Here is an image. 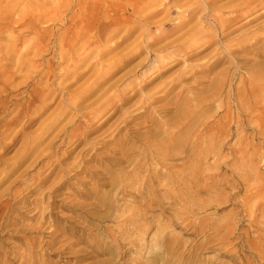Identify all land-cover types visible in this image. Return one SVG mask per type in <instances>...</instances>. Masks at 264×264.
<instances>
[{"label":"bare ground","instance_id":"6f19581e","mask_svg":"<svg viewBox=\"0 0 264 264\" xmlns=\"http://www.w3.org/2000/svg\"><path fill=\"white\" fill-rule=\"evenodd\" d=\"M154 1L160 0H10V7L0 6V37L7 38L5 43L0 39V57L4 61L0 63V94L24 68L33 69L35 77L31 78H37L35 83H45L42 88L25 90L27 99L7 120L9 113L0 104L2 138L18 123H22V129L34 124L58 99V89H67L93 68L81 84L68 92L69 98L60 99L38 132L17 150L14 160H4L7 167L0 175L1 182L9 180L15 167L25 162L29 163L18 178L37 167L38 173H46V178L60 169L49 186H29V197L37 196L30 200L35 206L30 219L38 216L45 221L54 214L56 197L71 175L85 173L90 178V187L84 183L87 192L78 191L73 199L74 205L83 208L79 215L86 217L87 224L76 226L83 234L74 243L59 246L58 253L70 254L64 264L72 260L80 264L90 258L95 260L85 264H159V260L164 264H202L203 252L215 245L226 247L228 235L243 225V220H248L249 229L257 234L252 241L247 238L244 246L264 263V181H259L260 175L255 173L260 161L240 160L250 153L257 154L249 148L250 142L264 137V59L258 60L264 56V41L260 42L264 23L229 41L223 40L263 16L264 11L239 24L244 16L264 7V0H227L215 7L216 14L211 11V3L219 0H204L202 6L198 0L187 1L189 6L176 18L171 31L196 21L182 37L163 46L174 44L175 51L183 53L179 55L183 59L173 60L149 50L154 38L145 41L151 27L143 23L140 15L149 16ZM49 3L55 4L52 14L46 9ZM99 3L102 6L95 13L76 11L67 16L74 6L78 10L86 5L97 7ZM51 21L71 24L58 34L54 27L39 26ZM172 21L169 18L166 23ZM71 27L73 34L69 33ZM138 29L141 31L136 39L120 48ZM3 46L6 52H2ZM51 47L57 56L44 59ZM81 48L84 50L79 53ZM144 49L148 54L135 61ZM30 54L33 57H28ZM191 57L197 58L189 61ZM182 61L185 66L162 78L167 69ZM146 67H152V72L144 74ZM158 79L161 80L157 82ZM28 81L29 77H25L11 88L28 85ZM247 124L253 125L252 138L243 134L250 129ZM99 131L102 132L89 140L90 134ZM59 139L61 146L70 149L53 161L59 152L53 151L52 145ZM0 143L3 155L15 141ZM75 152L73 162L62 165ZM225 165L232 171L230 176L221 173ZM43 179L39 183L45 184ZM226 188L232 190L231 194L225 192ZM202 191L214 195L191 200ZM19 194L17 189L13 195ZM78 195L94 200L79 202ZM230 198L239 207L231 217L195 218L211 207L225 209ZM165 218L171 226L196 238L182 240L171 226H162ZM109 219L114 226L101 224ZM90 226L94 228L86 229ZM156 226L153 242L148 244L146 239ZM48 232L57 236L54 228ZM84 234L88 237L84 238ZM200 235L205 237L198 239ZM83 242L85 247L74 249ZM41 249L40 244L32 242L23 251H16V257L21 264H36L38 258L42 264H59L51 262ZM132 253L137 256H129ZM1 261L4 253L0 252Z\"/></svg>","mask_w":264,"mask_h":264},{"label":"rangeland","instance_id":"374dc122","mask_svg":"<svg viewBox=\"0 0 264 264\" xmlns=\"http://www.w3.org/2000/svg\"><path fill=\"white\" fill-rule=\"evenodd\" d=\"M61 2V0H57ZM113 1V0H112ZM189 0H160L154 1L153 6L150 8L149 16H145V13H142L140 17L143 16V23H147L151 27L150 34L145 35V41L152 40L154 38L156 41L155 43H150L149 50L151 52H159L162 57H168L170 60H173L174 58L180 57L183 59L182 52H177L175 49L177 48L176 45L170 44L169 47L163 48L164 45L167 43H171L175 39H178L182 37L192 26V24L196 21H193L188 26H185L184 28H180L178 30H175L173 33L171 31L172 26L177 22V19L179 14L182 12H185L189 4H187ZM204 0H198L197 4H200L202 6V2ZM227 0H219L216 2L211 3V11L213 12L215 7ZM10 0H0V6L7 7L10 4ZM13 5V4H12ZM99 6H102L100 3L97 5V7L93 5H86L82 9H76L74 6L69 12H67V16H71L73 13L76 11L78 14L84 13L87 14L89 13L88 11H92L89 14L95 13L96 11L100 10ZM10 7V6H8ZM55 7L54 3H49L46 5V9L50 11L49 13L52 14V11ZM104 7V6H103ZM264 11V7L259 8L258 10L244 16L243 19L239 21V24L246 22L250 18L260 14L261 12ZM216 14L217 12H213ZM262 16V15H261ZM259 17L255 20H253L251 23H249L247 26L244 28H241L238 31L233 32L231 35L225 37L223 40L229 41L233 37H237L241 32L246 31L247 29H252L253 26L257 24L264 23V15L262 17ZM173 20L171 24L166 23L168 19ZM174 22V23H173ZM52 23V24H51ZM51 24V25H50ZM71 22L66 21L65 23H60V22H46L39 24V26H44L48 27L51 29V27H54V30H56V33H64L69 27H70ZM161 24L164 25V27H161ZM208 26V25H207ZM139 31L141 29L137 30L136 33L128 38L126 41L123 42L120 48L126 46L127 44L131 43L133 40L136 39V37L139 34ZM70 34L74 33L73 28H70L69 31ZM71 36H68V39L70 42L73 41L71 39ZM2 43H5L7 41V38H1ZM264 41V38L261 39V43ZM83 44V41L81 42ZM54 43H51V46H53ZM20 51L23 48V45L20 44L18 45ZM216 45L214 44L211 46L208 50H206L202 55L208 53L211 51ZM7 47L3 46L2 47V52H6ZM84 49H80L78 52L81 53L83 52ZM0 52V56H1ZM148 54L147 50L144 49L141 52L139 51L137 54V59L135 61H139L142 58H144ZM200 55V56H202ZM53 56H57L54 54V48L51 47L49 51L44 55V59L47 58H52ZM28 57H33L32 54H30ZM197 57H191L189 61L194 60ZM258 60H263L264 56L258 57ZM3 58L0 57V63L1 65L4 63L2 60ZM134 61V62H135ZM10 63V61H8ZM65 65V63H64ZM58 67L57 70H60L62 67ZM185 66V63L182 61L176 66H173L171 69H167L163 73V79L174 74L179 68H182ZM227 66L221 65V67H218L219 69ZM84 68V67H82ZM93 71V68L90 69L89 71H86L82 76L81 79L77 83L71 84L67 89L59 90L57 93L61 92L58 99L54 102L51 103L49 109L43 113L34 124L31 126L22 129V123L16 124L15 128L6 136L5 138H2L0 135V142L2 141L3 143L10 142L12 140L15 141V144L12 145L9 149V152L0 155V175L4 173L6 170L7 164L4 163V160L6 159H11L12 161L14 160L13 157L15 156L17 150L23 146L26 141L37 131L39 128L41 122H43L49 115L54 111L55 107L58 105L59 101L61 98L67 99L69 98L68 92H71L74 88H76L79 84H81L87 77L88 75ZM144 74H148L152 72V67H146L143 69ZM34 76L33 74V69L29 68H24L22 71L19 72V75L17 78L12 82L11 85H9L8 88L5 89L0 94V104L3 105V110H6V120L11 118L17 111H19L20 105L23 101L27 99L25 90H30L31 88H42L45 83H35L37 78H31V76ZM25 77H29L28 85H22L20 88L15 89L11 88L13 85H16L18 82L21 80L25 79ZM35 77V76H34ZM2 77H0V80ZM161 79H158L157 82H159ZM70 82V81H68ZM65 82V83H68ZM239 81L235 80V83L237 84ZM57 83L55 81L54 85ZM64 83V84H65ZM72 83V82H71ZM5 101V104H4ZM49 102V101H46ZM115 118V117H114ZM114 118L109 122L114 120ZM248 125V124H247ZM107 127V124L105 125ZM105 127V128H106ZM1 128V126H0ZM248 128L246 129L243 134H245L248 137H253L254 132L252 130L253 125H248ZM104 130V129H103ZM102 130V131H103ZM89 135V140H93L94 137H96L100 132ZM38 132V131H37ZM36 132V133H37ZM1 133V131H0ZM50 140V139H49ZM49 140L46 142V144L49 142ZM235 138H233L232 142H234ZM1 144V143H0ZM252 146H249V148H252V151H257V154L250 153L248 155L243 156L240 160L244 163H247L254 159L256 162H259L258 167L255 168V173L257 175H260L259 181H264V137L262 138H257L254 139L252 142H250ZM45 144H43L44 148ZM1 145H0V150H1ZM70 148L66 146H61V140L59 139L55 144L52 145V150L56 151L58 150V154L56 157H54L53 161L55 159H59V156L61 153H63L65 150H69ZM77 154L75 152L72 154V156L68 159H66L62 165H69L71 162L74 160V156ZM29 162H25L21 164L18 168L17 166L14 169V172L12 176L9 178V180H5L4 182H1L0 179V252L3 254L4 253V261H1L0 264H21V261L19 260L18 257H16L17 252L16 251H23L25 248H27V245H29L32 242H36V245H41L42 249L41 252L46 255V257L51 261V262H58L59 264H64L66 259L70 256L69 253L65 254H60L58 253V248L62 244H67L68 242L72 241L73 243L81 234H83L79 229H77L78 226H86L87 221L86 217H81L79 215V212H83V208H81L78 205L73 204V199L74 197L76 198L77 192L83 190L85 193L87 192L89 186V177L85 176V173H81L78 176L71 175L69 177V180L67 184L59 191L58 193V204L55 205V209L53 210L54 214L50 217H46L45 221L41 220L40 217H35L33 219H30V216L34 213V204L30 202V200L36 198V194L33 195V197H29L30 194L28 193L29 191V186L31 187H37L38 185H45L49 186L51 183L54 182L55 177H57V173L59 172L60 169H57L53 175L49 177H45L46 173H38V168H35L33 171H31L28 175L22 176L18 178L21 175V172L27 167ZM232 163L230 161L228 164ZM91 166H96L92 164ZM46 168V167H44ZM87 168H92L90 165ZM239 172H242L240 169ZM244 172V171H243ZM222 174H226L227 176H230L232 171H229V166H224V169L221 171ZM44 178V179H43ZM43 179L45 181V184L39 183V181ZM17 180L16 183H12V181ZM88 183L87 186L84 187V183ZM250 182H253L251 180ZM92 182H90L91 185ZM20 189V194L17 197H14V191ZM225 192L228 194H231L232 190L230 188H226ZM243 193V191H242ZM214 193L210 192H199L196 195H193L191 200L195 199H208L212 197ZM79 199L78 201H82L83 203H88L92 200H87V198H84L83 196L78 195ZM237 198V197H234ZM234 198H230V202H227L229 206H227L225 209H216L215 207H211L205 210L200 211L198 214L195 215V218L201 219L205 217H211L214 220H223L226 218H229L232 216L234 212L238 210L239 207L234 205L231 202H234ZM128 199L132 200L131 197ZM20 200V201H18ZM22 200V201H21ZM64 206V207H62ZM124 208V207H123ZM177 208V207H175ZM93 212H98V213H105L106 209H92ZM24 213V214H22ZM242 215V214H241ZM242 217V216H241ZM15 220V221H14ZM15 222V223H14ZM101 224H108V226L112 225L114 226V222L109 219L108 222L106 223H101ZM163 227L166 226H171V223L168 219H163L161 222ZM23 225L25 227L23 228ZM42 225L43 227H40ZM75 226V227H74ZM77 226V227H76ZM54 228L55 232L57 233V236H50L51 233L48 232ZM89 228H94V227H88L86 229L90 230ZM249 230V231H248ZM157 231V226L151 231L149 234V237L146 239V242L148 244H151L153 241H151V237L153 236V233ZM171 231L179 235L182 240H187L191 241L196 238L195 235L191 234H184V231L179 227H176L174 225L171 226ZM191 231V230H190ZM245 232H248L247 235ZM12 233V234H10ZM14 233V234H13ZM87 233V232H85ZM225 234V231H224ZM240 234H242L240 236ZM19 237H17V236ZM256 232L253 230L249 229L248 226V220L245 221L243 220V225L237 226L230 235H228L226 239L227 246L221 248L220 245H215L212 246L210 250L204 251L203 252V258L204 262L202 264H264L260 263L258 258L253 257L250 253V250L246 249V246H244V241H246L247 238H249L250 241H252L255 236ZM21 236V237H20ZM88 237L86 234H84V238ZM221 235L216 236L215 238H219ZM225 236V235H224ZM205 236L200 235L198 239H203ZM86 243L83 242L79 245H75V248L78 247H85ZM39 247H36L35 250H39ZM68 251V250H67ZM6 255V256H5ZM129 256H137L135 254H130ZM129 256L126 258V261L129 260ZM139 256V255H138ZM103 258V257H99ZM7 260V261H5ZM95 259L90 258L86 260L83 263L80 264H85L90 261H94ZM75 261L72 260L70 261L69 264H76L74 263ZM36 264H42V260L38 258V262H35ZM78 264V263H77ZM159 264H164L162 260H159Z\"/></svg>","mask_w":264,"mask_h":264}]
</instances>
